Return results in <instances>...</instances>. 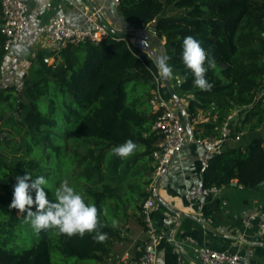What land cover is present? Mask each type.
<instances>
[{"label": "trees", "instance_id": "trees-1", "mask_svg": "<svg viewBox=\"0 0 264 264\" xmlns=\"http://www.w3.org/2000/svg\"><path fill=\"white\" fill-rule=\"evenodd\" d=\"M119 1L118 11L133 31H155V44L164 47L167 64L174 70L171 81L176 84V96H191L187 106L194 121L193 139L221 138L224 124L234 113L244 114L242 127L250 132L264 127V0ZM111 33L98 44L66 46L59 52L56 67L46 65L47 53L39 52L22 90L0 84V264H54L52 238L64 259L95 261L108 253L118 234L104 221L106 204L115 205L108 213L112 220L128 221L127 203L136 219H141L143 204L152 195V154L160 139L153 130L155 115L149 105L154 73L130 48L135 33ZM189 35L215 58V67L206 73L211 90L196 87L182 61L183 40ZM4 41L0 33V74L6 57ZM133 83L145 86V98L126 103V88ZM199 112L205 120L198 121ZM128 139L138 145L132 154L121 158L112 153L113 147ZM69 141L75 151L67 154ZM65 162L82 169L70 178L89 184L87 192L102 225L99 231L107 237L99 242L95 231L68 235L53 227L36 233L38 241L25 248L18 229L30 223L26 212L11 207L16 178L29 172L34 178L61 180ZM207 163L205 190L234 181L245 190H260L264 134L216 153ZM129 177L136 181L124 199L118 185ZM45 192L52 201L54 197Z\"/></svg>", "mask_w": 264, "mask_h": 264}, {"label": "crops", "instance_id": "crops-1", "mask_svg": "<svg viewBox=\"0 0 264 264\" xmlns=\"http://www.w3.org/2000/svg\"><path fill=\"white\" fill-rule=\"evenodd\" d=\"M68 1L73 5L53 0L52 8H48L45 0H28L31 28L12 54L5 58L2 74L4 81L7 80L9 84L6 87L16 86L11 82L22 71L21 66L30 68L37 49L46 52L43 50L44 39L56 16L65 17L72 27L85 28L89 25L82 13L84 10H100L101 13L104 10V15H101L110 31L129 33L133 30L123 19L118 7L110 1ZM161 40L164 42L166 39L163 37ZM26 49L30 55L24 54ZM137 50L139 52L135 54L155 71L156 66L147 53L138 47ZM4 81H0L2 86ZM170 85L173 94L169 96L165 89V96L171 106L185 110L189 121L187 100L191 96H180L179 99L175 94L176 84L171 78ZM190 131H193L191 125ZM235 146L229 141L222 151ZM213 155L214 152L190 140L173 159L158 184L155 194L157 205L152 216L159 229L174 240L161 244L159 264H202L197 261L194 245L188 241L189 238L218 251L239 254L241 264H264V238L259 234L262 222L260 212L264 210V199L260 197L264 192L260 188L258 191L250 190L251 194L246 195V190L238 186L237 181L224 186L221 195L205 190L201 165ZM245 221H248L247 225ZM137 222H127L125 229L112 240L108 253L96 259L95 264H128L129 256L136 255V247L145 239L143 220L142 223Z\"/></svg>", "mask_w": 264, "mask_h": 264}, {"label": "built area", "instance_id": "built-area-1", "mask_svg": "<svg viewBox=\"0 0 264 264\" xmlns=\"http://www.w3.org/2000/svg\"><path fill=\"white\" fill-rule=\"evenodd\" d=\"M46 6L52 8L53 0H45ZM66 2L71 5L68 0H57ZM114 3L117 7L119 0H106ZM2 24L0 25V33L4 37L3 49L6 55L12 54L21 38L29 32L31 28L29 19L28 0H0ZM83 15L89 25L85 28H76L69 25L67 19L63 16H56L51 25V29L44 39L43 49L47 55L44 56V63L51 67H56L60 62L59 52L68 45H79L81 43L98 44L107 37H111V31L101 22V11L84 10ZM154 73L151 98L149 105L152 113L155 115L153 130L160 137L157 148L152 154L153 173L151 175L149 197L143 204L141 209V217L144 223L145 239L136 247V255L128 258V264H159L158 252L164 241L173 242L174 240L161 231L153 219L152 212L157 205L155 194L158 184L171 165L173 159L189 144L190 135L186 127L183 114L178 107L170 105L168 98L165 96L164 90L167 88L166 79L163 78L156 66ZM181 81L177 80L180 86ZM234 115L228 117L222 128V135L219 139H193V142L206 147L209 151L216 153L222 152L225 144L229 141H239L240 136L233 133ZM208 167L207 161L201 165L204 172ZM224 187L213 186L208 191L211 194L221 195ZM227 205V202H224ZM262 220L260 224L259 234L264 238V210L260 212ZM246 225L248 221L244 222ZM188 241L194 245V252L197 261L202 264H241V256L236 253L227 251H218L208 246H203L193 239Z\"/></svg>", "mask_w": 264, "mask_h": 264}, {"label": "clouds", "instance_id": "clouds-1", "mask_svg": "<svg viewBox=\"0 0 264 264\" xmlns=\"http://www.w3.org/2000/svg\"><path fill=\"white\" fill-rule=\"evenodd\" d=\"M182 61L194 76L193 84L201 90H211L213 84L206 78V73L209 68L215 67V58L191 35L183 40ZM158 69L163 78H173V67L165 61L158 62ZM137 147L133 140L128 139L113 147L111 151L124 158L132 154ZM16 179L11 207L26 212L25 220L36 233L55 227L59 232L68 235L77 233L83 235L85 232L95 231L94 238L97 241L103 242L106 239L107 233L99 231L102 225L97 206L86 202L83 195L67 181L60 182L55 189L53 200L50 201L45 192V188L50 189L45 176L39 175L34 178L27 172Z\"/></svg>", "mask_w": 264, "mask_h": 264}, {"label": "rangeland", "instance_id": "rangeland-1", "mask_svg": "<svg viewBox=\"0 0 264 264\" xmlns=\"http://www.w3.org/2000/svg\"><path fill=\"white\" fill-rule=\"evenodd\" d=\"M103 13H104V10H102L101 14L104 15ZM102 15H101L100 19H101L103 25L107 27V23L105 22L106 20H104V16H102ZM144 31L149 32L150 29L147 28ZM132 32L137 34L136 31L132 30ZM133 41H134V38L129 41L130 48L132 49V51L134 53H138L139 51L137 50V47L134 45ZM161 43H162V45H164L166 43V40L164 42L161 40ZM155 46L157 48L160 47L157 43L155 44ZM41 51L42 50L37 49L36 52L38 54ZM29 53L30 52L28 51V49H26L24 54L30 55ZM26 55H24V56H26ZM6 57H7V55H6ZM35 59L33 60L32 63L35 62ZM34 64H36V63H34ZM21 67H22V71L19 73V75H17V78L14 80V82H11V83H15V85H16L15 87H17L18 89L20 88L22 90L24 88V80L28 77L29 67L28 68H27V66H21ZM2 73H3V70H2V72L0 74V81L1 80L4 81V75ZM24 73H25L26 76H24ZM5 79H6V77H5ZM3 85L5 87H6V85H9L7 80L4 81ZM7 87H9V86H7ZM126 91H127L126 103H130L135 98L144 97L143 95L145 94V86L142 83H135V84L133 83V84H130V85L127 86ZM234 114H235L234 115V120H233L234 122H233V125H232L233 133L236 136H240V140L237 141V142L236 141L235 142L234 141H230L231 144L237 145L238 143H240V141L242 143L246 144V143H249L252 140L254 135H257V134L262 135V134H264V127L262 129L258 130L257 132H254V133L244 129L242 127V120L244 119V114L243 113H242L243 115L241 113H239V114L238 113H234ZM203 120H205V114L199 112L198 121H203ZM193 122L194 121L191 118L190 113H189V125L192 126ZM6 126L9 127L8 125H6ZM71 144L72 143L70 141L66 142L67 154H69L72 151H75V148ZM80 151H82V150H80ZM60 169L63 172V174H62L63 178L61 180H58V179L56 180V178H54L52 176H50V178L48 179L50 189L49 188H45V190L49 192L50 197L51 196L54 197L55 189H56V187L59 186L61 181H67L71 186H73L77 191H79L83 195V197L85 198L86 202L92 203L91 197H90V195L87 192V187L89 186V184L87 185V183H85L83 180H71V178H70L71 175H74V173L75 174L79 173L82 169L80 167L70 168V166H68V164L66 162L64 163V165ZM58 181H60V182H58ZM135 181H136V178L129 177L128 179H126L125 181L121 182L118 185L119 186V194L124 199H125L126 195H128L129 192H130V184H132ZM113 186H116V185L114 184ZM261 189L264 192V185H262ZM245 194L246 195L251 194L250 190H246ZM260 198L264 199V193H263V195ZM126 207H127V212L131 215V217H129L127 222L134 223V222L138 221L139 223H142L141 219H138V218L136 219V217H135L136 215L134 214L135 211H134L133 208H131L129 203L126 204ZM114 209H115L114 203L106 204V207L104 208V212H103V218H104V221L107 224L114 226V228L117 230V233H121V230L125 229V226L127 225V222H124L121 219L112 220L111 217L108 216V213H109V211H113ZM18 235H20V238L22 240L24 239L25 242H23V245L25 246V248L32 247L38 241V235L32 229L30 224L23 223L21 228L18 229ZM52 240H53L54 247L52 248L51 256H52V260H53L54 264H95L94 261L85 263V262H79L78 260H75V259H68V260L64 259L61 256L59 250L55 247V245L57 243L56 239L54 240V238H52Z\"/></svg>", "mask_w": 264, "mask_h": 264}, {"label": "water", "instance_id": "water-1", "mask_svg": "<svg viewBox=\"0 0 264 264\" xmlns=\"http://www.w3.org/2000/svg\"><path fill=\"white\" fill-rule=\"evenodd\" d=\"M155 38H157V35L154 30H150L149 32L141 30L136 34V37L134 38L133 42L136 47L146 52L149 58L155 64V66L158 67V62L161 60L167 63V56L163 46H160L159 48L155 46ZM166 84L167 88L171 91L170 79H166ZM181 112L183 114V118L190 135V140L191 142H193L192 131H190V125L186 112L183 108H181ZM16 115L18 116V114ZM1 135L2 134L0 133V136Z\"/></svg>", "mask_w": 264, "mask_h": 264}]
</instances>
